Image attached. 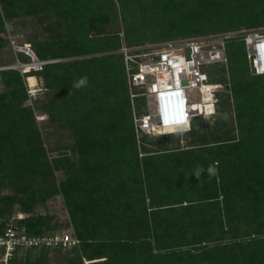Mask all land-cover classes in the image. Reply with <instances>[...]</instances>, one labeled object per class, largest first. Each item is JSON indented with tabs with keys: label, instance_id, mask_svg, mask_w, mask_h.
<instances>
[{
	"label": "trees",
	"instance_id": "16d2710c",
	"mask_svg": "<svg viewBox=\"0 0 264 264\" xmlns=\"http://www.w3.org/2000/svg\"><path fill=\"white\" fill-rule=\"evenodd\" d=\"M19 16L46 22L28 42L38 58L60 60L25 74L0 69V217L18 205L28 233L44 235L62 225L34 209L61 194L80 240L65 264H264V74L252 73L244 39L226 41L228 81L210 70L227 82L231 97L216 106L225 112L231 100L235 125L221 119L207 132L196 117L181 132L187 144L171 148L137 136L133 107L145 102H132L121 51L264 26V0H0V48ZM30 75L43 79L38 110L69 129L72 155H49L27 103ZM49 248L16 249L7 264H51Z\"/></svg>",
	"mask_w": 264,
	"mask_h": 264
},
{
	"label": "built area",
	"instance_id": "2783aa9c",
	"mask_svg": "<svg viewBox=\"0 0 264 264\" xmlns=\"http://www.w3.org/2000/svg\"><path fill=\"white\" fill-rule=\"evenodd\" d=\"M234 37L244 39L252 73L264 74V29L198 35L154 45L122 46L132 102L134 104L137 97H142L145 102L144 111L134 115L138 137L189 130L194 118L216 113L222 84L211 79L210 70L213 65L228 61L226 41ZM14 45L17 52L22 51L30 57L28 62L17 58L16 66L12 67L22 74L41 71L46 64L60 60L38 58L29 43ZM135 88L138 90L134 91ZM166 98L173 101L174 107L169 112H162L160 101ZM23 218L20 214L6 221L0 217L2 263L7 264L16 249L60 248L80 243L77 237L68 233L29 234L25 223L20 221Z\"/></svg>",
	"mask_w": 264,
	"mask_h": 264
},
{
	"label": "rangeland",
	"instance_id": "374dc122",
	"mask_svg": "<svg viewBox=\"0 0 264 264\" xmlns=\"http://www.w3.org/2000/svg\"><path fill=\"white\" fill-rule=\"evenodd\" d=\"M43 21H40L39 18L29 16H19L15 18L13 21L6 23V39H8V42L5 44L4 47L0 48V69L4 68H11L15 67L17 64V51L15 49V45H24L25 43H29V39L34 36L36 32H42L44 24ZM123 21L122 19L119 20L118 23L113 24L114 28L116 30H119L123 34ZM246 24L242 23L238 29H228L219 31L218 33L227 32V31H237L241 29H264V26H253V27H247ZM239 26V25H238ZM206 35V34H204ZM181 38H188V37H181ZM178 39V38H173ZM171 40V39H169ZM167 41V40H164ZM162 41H153V42H147L143 45H154L155 43H160ZM30 44V43H29ZM141 46V45H138ZM22 61V60H21ZM29 61V60H28ZM23 61V62H28ZM228 62L226 63H217L212 66L211 72L214 76H219L222 73V69L224 70L223 74L227 78V81L229 80V74H228ZM29 78L25 77L26 81V87L27 92L30 96V99L28 100V104L32 106V108L35 111L36 114V120L37 124L39 125L41 131L44 134V141L46 144V147L49 151V155L51 157H55L58 155H61L63 153H68L69 155H72V139L70 135V131L65 126H60L59 124H52L49 125V116L48 114L41 112L38 110V105L43 103L44 101V87H43V79L39 76L30 75ZM220 82V81H216ZM222 87L218 91V100L220 97H231L230 89L227 86V82L222 81L221 82ZM138 89L135 88L134 91H137ZM136 104V103H135ZM153 106L154 103L152 104ZM229 106L227 107V110L225 112H219L216 109V113L209 115V116H201L200 119L197 121L196 129L201 128L200 124H204L205 128L202 130H205L207 132L213 131L214 126L217 122H220L221 119H226L228 121V125L224 126V129L232 128V125H235V112L232 106V101H229ZM155 108V107H154ZM143 111L138 110L137 108L133 107V116L135 115V112L138 114H141ZM217 133H221L217 131ZM146 136V135H145ZM141 137V135H140ZM146 139L148 141V145L152 149H158L163 146H167L169 148L171 147H177V146H184L187 144L188 140H190L189 135L183 134V133H176V134H155V135H147ZM54 182L57 184L60 183L62 179H64L65 174L63 171H54ZM10 191V188H5L4 192ZM35 213H51L56 221L62 225V227H59L52 231H47L45 234L50 233H68L69 235L76 237L74 235V228L72 224H67L68 222V210L64 201V197L61 194H55L52 196H49L45 198L44 200H40L39 203L36 205L34 209ZM24 215V217L28 216L27 213L22 212L18 205L10 206V212H9V218L18 216V215ZM79 246V245H78ZM49 252L47 254L50 263L51 264H65L66 258L73 255L72 246L67 247H50ZM40 248H37L33 250L31 253L33 256L37 255L39 253ZM26 253V252H25ZM22 255V254H21ZM89 261L84 260V264H87ZM0 264H5L0 262Z\"/></svg>",
	"mask_w": 264,
	"mask_h": 264
},
{
	"label": "clouds",
	"instance_id": "9594fccd",
	"mask_svg": "<svg viewBox=\"0 0 264 264\" xmlns=\"http://www.w3.org/2000/svg\"><path fill=\"white\" fill-rule=\"evenodd\" d=\"M81 83H83V81ZM172 107H174V104H173L172 100H171V102H169L168 98L161 99V101H160V109H161L162 112H165V111L169 112ZM184 131H187V130H184ZM184 131H166L163 134H176V133H181V132H184ZM209 172H210V174H214V170L213 169H209Z\"/></svg>",
	"mask_w": 264,
	"mask_h": 264
},
{
	"label": "bare ground",
	"instance_id": "6f19581e",
	"mask_svg": "<svg viewBox=\"0 0 264 264\" xmlns=\"http://www.w3.org/2000/svg\"><path fill=\"white\" fill-rule=\"evenodd\" d=\"M212 112V111H211ZM211 112H207V113H211Z\"/></svg>",
	"mask_w": 264,
	"mask_h": 264
}]
</instances>
